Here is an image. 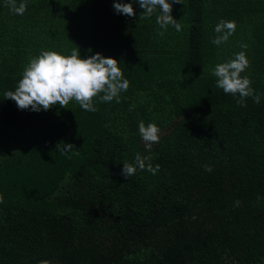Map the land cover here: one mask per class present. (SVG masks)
<instances>
[{
  "label": "trees",
  "instance_id": "16d2710c",
  "mask_svg": "<svg viewBox=\"0 0 264 264\" xmlns=\"http://www.w3.org/2000/svg\"><path fill=\"white\" fill-rule=\"evenodd\" d=\"M24 2L16 15L0 0V264H264V0H183L182 30L163 36L159 10L140 20L134 0L120 2L135 17L115 0ZM222 19L236 30L217 46ZM78 47L120 61L119 102L32 111L4 98L31 58ZM242 51L259 105L238 106L212 74ZM140 121L160 129L150 151ZM137 153L158 173L122 175Z\"/></svg>",
  "mask_w": 264,
  "mask_h": 264
},
{
  "label": "clouds",
  "instance_id": "9594fccd",
  "mask_svg": "<svg viewBox=\"0 0 264 264\" xmlns=\"http://www.w3.org/2000/svg\"><path fill=\"white\" fill-rule=\"evenodd\" d=\"M134 2L143 9L140 20L151 18L159 10L156 23L163 29L159 32L160 36L164 35L169 25L173 26L177 32L182 30V25L172 15V11L173 4H184L183 0H171V2L170 0H134ZM5 6L16 15H23L27 10L24 0H21L19 4L17 0H5ZM114 9L118 14L128 17L136 15L133 2L122 3L120 0H115ZM235 30V21L220 20L215 27L217 36L212 43L217 46L227 43ZM241 47L246 49L248 45L242 44ZM248 67L249 60L242 51L235 54L233 59L217 64L212 72L217 78V87L226 94L239 96L236 101L238 106H246L248 97H252L257 105L260 104V94L255 93L251 87L250 78L241 76ZM128 87L129 81L124 78L119 60L99 52L83 58L78 47V50L73 49L69 56L45 50L38 57L31 58L15 91H7L4 98L15 101L21 110L47 111L57 104L62 108H68L69 102L74 100L82 109L95 112L97 108L93 103L94 98L99 97L101 102H111L113 99L119 102V94L127 91ZM138 130L148 151L153 144L159 143L160 129L155 123L146 125L144 121H140ZM72 146L66 144L65 150L71 149ZM151 159L150 155L141 156L137 153L135 164L123 162L122 175L129 179L135 175L137 168L140 170L146 168L151 174H157L160 165L153 166ZM146 161H148L147 165ZM204 167L206 171H212L210 165ZM2 202L3 197L0 196V203ZM239 204L240 201H236V205ZM41 264H47V262H41Z\"/></svg>",
  "mask_w": 264,
  "mask_h": 264
}]
</instances>
